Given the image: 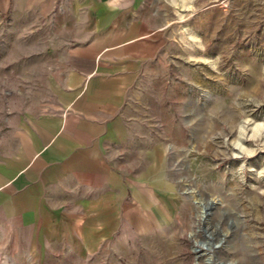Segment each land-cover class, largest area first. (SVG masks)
I'll return each mask as SVG.
<instances>
[{"label": "rangeland", "instance_id": "rangeland-1", "mask_svg": "<svg viewBox=\"0 0 264 264\" xmlns=\"http://www.w3.org/2000/svg\"><path fill=\"white\" fill-rule=\"evenodd\" d=\"M136 19L159 30L129 111L138 147L166 171L155 201L167 219L121 222L94 253L49 238L0 264H264V0H144ZM7 25L0 96L33 70Z\"/></svg>", "mask_w": 264, "mask_h": 264}, {"label": "crops", "instance_id": "crops-1", "mask_svg": "<svg viewBox=\"0 0 264 264\" xmlns=\"http://www.w3.org/2000/svg\"><path fill=\"white\" fill-rule=\"evenodd\" d=\"M143 4L0 0L33 64L0 96V259L41 253L49 238H75L76 251L90 254L121 222L167 219L155 201L166 171L152 147H138L129 111L156 56L159 30L139 31Z\"/></svg>", "mask_w": 264, "mask_h": 264}, {"label": "bare ground", "instance_id": "bare-ground-1", "mask_svg": "<svg viewBox=\"0 0 264 264\" xmlns=\"http://www.w3.org/2000/svg\"><path fill=\"white\" fill-rule=\"evenodd\" d=\"M186 193H187V194L189 193V195H190L191 197H194V202H195V204H196L200 209L203 210V204H202V202H200L197 193H196L195 191H193V190H188V191H186ZM202 213H203V216H205V213H204V212H202ZM202 251H204V248L201 246L200 249H199V253H200V254H203V253H201Z\"/></svg>", "mask_w": 264, "mask_h": 264}, {"label": "water", "instance_id": "water-1", "mask_svg": "<svg viewBox=\"0 0 264 264\" xmlns=\"http://www.w3.org/2000/svg\"><path fill=\"white\" fill-rule=\"evenodd\" d=\"M204 212H205V215H207V213H208V209L205 208V209H204ZM201 246H202L203 248H205V247L207 246V244H201ZM212 246H213V248H217V247H218L217 245H212ZM197 251H199V250H197Z\"/></svg>", "mask_w": 264, "mask_h": 264}]
</instances>
